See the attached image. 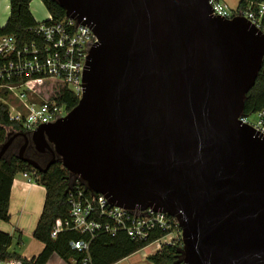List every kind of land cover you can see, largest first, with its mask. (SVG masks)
<instances>
[{"label": "water", "instance_id": "95a60500", "mask_svg": "<svg viewBox=\"0 0 264 264\" xmlns=\"http://www.w3.org/2000/svg\"><path fill=\"white\" fill-rule=\"evenodd\" d=\"M209 0H56L89 26L77 104L19 158L60 162L110 204L175 217L185 264H264V138L241 125L264 35ZM50 143L45 167L23 155ZM48 142V143H47Z\"/></svg>", "mask_w": 264, "mask_h": 264}, {"label": "built area", "instance_id": "2783aa9c", "mask_svg": "<svg viewBox=\"0 0 264 264\" xmlns=\"http://www.w3.org/2000/svg\"><path fill=\"white\" fill-rule=\"evenodd\" d=\"M208 2L213 15L228 19L243 16L264 35V0L239 8L236 13L223 0ZM28 32L31 34L29 39L12 34L0 36V94L12 99L10 103L1 100L8 107L9 120L20 124L21 132L31 135L39 126L63 117V111H66L54 97L45 96L38 90L40 83L50 81L80 98L87 57L98 40L89 26L66 16L56 20L50 13L45 19L36 20V25ZM252 113L257 117L254 123L248 120ZM252 113L242 112L238 121L264 138V109ZM22 174L28 181L31 179L30 174ZM72 175L74 177L65 192L68 217L52 226L50 236L55 238L64 230H73L87 234L88 238L69 243L73 250L82 254L80 260H61L68 264H91V239L99 232L113 236L123 231L135 242L146 243L136 252L153 247L143 256L147 261L149 256L170 246L179 247L182 258L169 264H185L181 228L175 217L151 208L140 210L112 205L104 195L90 190L80 176ZM30 260L31 257L20 256L2 259L0 264H25ZM147 264L152 263L148 261Z\"/></svg>", "mask_w": 264, "mask_h": 264}, {"label": "trees", "instance_id": "16d2710c", "mask_svg": "<svg viewBox=\"0 0 264 264\" xmlns=\"http://www.w3.org/2000/svg\"><path fill=\"white\" fill-rule=\"evenodd\" d=\"M32 0H8L9 15L3 27H0V36L12 34L20 39H29L31 34L28 32L30 27L36 25V19L29 9ZM47 12L54 19L65 18V12L56 0H40ZM261 0H239L238 9L245 8L252 2ZM38 90L45 96H52L57 102L63 104L66 111L71 110L78 101V97L62 86L55 85L50 81L40 83ZM7 105L0 102V146L6 140L8 130L12 134L20 133L21 125L10 121ZM264 109V59L261 68L256 76L254 85L249 89L244 97L245 114H249ZM24 140L16 136L8 146L0 159V220L8 221V205L10 198V189L12 181L18 173H28L34 171L26 162L19 158V150ZM25 157L38 162V160L29 154L23 153ZM39 163V162H38ZM35 176L40 177V185L45 188V198L43 208L37 224L33 230V238L43 244L38 255L31 257L25 264H46L52 255H57L63 260H80L82 254L70 247V241L78 239H87V234H81L73 230H64L55 238L50 236L52 226L59 220L68 217V204L66 202V190L70 185L72 178L60 162H55L45 172L34 171ZM33 178V177H32ZM35 182V178L33 179ZM155 238V237H152ZM12 242V235L0 230V260L8 258H20L15 252L8 251ZM145 242H135L129 238L123 231L110 235L105 232H99L90 242L91 264H114L125 257L133 254ZM182 255L179 247H164L162 251L149 256L148 261L152 264H169L173 260L181 259Z\"/></svg>", "mask_w": 264, "mask_h": 264}, {"label": "crops", "instance_id": "0c3cea01", "mask_svg": "<svg viewBox=\"0 0 264 264\" xmlns=\"http://www.w3.org/2000/svg\"><path fill=\"white\" fill-rule=\"evenodd\" d=\"M6 2H7L6 8L9 9V2L8 1ZM30 12L32 13V11ZM4 25L5 23L0 27H3ZM44 198H45L44 186L36 183L34 180L32 181L31 179H29L28 181V179L24 177L22 173L16 174L12 181V185L10 189V198L8 205L9 220L8 221L0 220V230L11 234L12 238L14 232L17 231V233L19 234L17 239L18 243L22 241L21 237L25 233L26 227L28 228L29 233L31 232V236H32L33 230L37 224V221L39 219V216L43 208ZM25 215H27V217H25ZM8 224L11 227H8L7 226ZM34 240L37 242L36 244L37 246L31 248L30 250H28L26 247L16 252L14 250H10L9 249L10 246H9L8 251L15 252L22 257L36 256L41 251L43 244L37 241L36 239Z\"/></svg>", "mask_w": 264, "mask_h": 264}, {"label": "rangeland", "instance_id": "374dc122", "mask_svg": "<svg viewBox=\"0 0 264 264\" xmlns=\"http://www.w3.org/2000/svg\"><path fill=\"white\" fill-rule=\"evenodd\" d=\"M6 1H8V0H5V1L1 0L0 1V26L5 23V21L8 18V15H9V9L6 8V4H7ZM223 1L229 7V9L235 10L234 11L235 13L237 12L239 0H223ZM29 6H30V11H32L34 18L37 21H41L47 17L48 12L40 0H32L30 2ZM2 99L8 101L9 103L12 101V99L10 97H6L3 94H0V102H2L1 101ZM66 113H67L66 111H63V115H65ZM248 120H249V122L254 123V122H256L257 117L255 114L252 113L248 116ZM8 131L11 132V130H8ZM30 176H31L32 181L35 178L36 183L40 184L39 183L40 177L35 176L34 171H31ZM25 217H27V215H25ZM7 226L11 227L9 224ZM18 236H19V234L17 233V231H15L13 234V238H12L10 248H9L10 250H14V251L18 252V251H20V249L22 250L26 247L28 250H30L31 248L37 246L36 245L37 242L32 238L31 232L29 233V230L27 227L25 228V233L21 237L22 241L20 243H18V241H17ZM152 250H153V247L148 246V247H146V249L140 250V251H138V252L114 263V264H147L148 261L146 259H144L143 256L145 253H150ZM47 264H68V263L61 260L57 255H52L49 258Z\"/></svg>", "mask_w": 264, "mask_h": 264}, {"label": "flooded vegetation", "instance_id": "af4514ba", "mask_svg": "<svg viewBox=\"0 0 264 264\" xmlns=\"http://www.w3.org/2000/svg\"><path fill=\"white\" fill-rule=\"evenodd\" d=\"M68 112V111H66ZM20 133H25V132H20ZM12 132H7L6 136L10 137L12 136ZM20 136L23 140H24V137L21 136L20 134L18 135ZM29 136V135H28ZM16 137V136H15ZM14 140V139H13ZM12 140V141H13ZM48 143V142H47ZM24 144V142H23ZM22 144V145H23ZM52 145L50 143L48 144H44V143H41L39 141H36V142H33L31 139L28 141V143L26 144L25 148H24V151L25 152H29L30 155H32L33 157H35L37 160H38V164L41 166V167H45L46 164L49 162V160L52 158V154H51V151H50V147ZM22 147V146H21ZM21 149V148H20ZM23 151V153H24ZM20 152V150H19ZM35 161V160H34ZM36 162V161H35ZM34 170V169H33ZM36 171V170H34ZM43 173V172H41ZM45 173V172H44Z\"/></svg>", "mask_w": 264, "mask_h": 264}]
</instances>
